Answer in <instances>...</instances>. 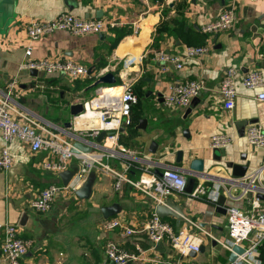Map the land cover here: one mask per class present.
<instances>
[{
  "label": "crops",
  "instance_id": "0c3cea01",
  "mask_svg": "<svg viewBox=\"0 0 264 264\" xmlns=\"http://www.w3.org/2000/svg\"><path fill=\"white\" fill-rule=\"evenodd\" d=\"M229 6L235 13L229 30L203 31V25ZM62 12L100 19L105 27L99 33L82 35L58 30L29 41L25 26L30 18L50 20ZM0 30V90L16 78L11 96L15 107L34 114L55 130L67 128L64 123L71 119L73 103L96 95L101 85H92L105 68L114 74L115 85L132 83L138 97L131 108V125L119 132V143L134 150L138 158L152 160L160 170L166 165L179 167L186 174L187 185L193 179L192 190L200 174L213 177L206 183L209 188L234 179L228 163L246 166L245 173L264 163V146L254 148L244 134L240 135L243 122H248L244 131L249 123L261 125L264 131V100H258L255 90L237 80L234 108L226 112L217 93L229 68L239 74L252 69L264 74V0H0ZM188 45L207 49L200 57L183 60L180 68L154 58L160 51L182 58ZM29 47V58L71 60L91 72L71 79L61 73L19 71V65L28 59L25 50ZM192 79H202L205 89L188 107L170 108L160 101L173 84ZM141 118L146 119L145 128H138ZM215 134L227 135L230 144L214 150L209 141ZM152 142L156 143L155 152L149 151ZM4 145L12 163L9 169L0 170V223L17 225L20 236L31 241L22 264H108L103 252L108 240L135 256L128 264H231L230 251L209 238L203 241L202 252L182 258L166 242L153 245L141 231L126 235L119 228L103 230V206L116 205L118 212L110 217L138 230L155 205L150 197L126 183L115 190L110 176L94 171L89 198L60 191L49 212L30 209L27 203L40 189L62 180L40 167L45 152H31L27 143L18 139L5 143L0 133V148ZM178 151L182 152L181 162H176ZM195 158L203 161V171L197 174L189 169ZM110 163L118 165L114 160ZM76 167L77 161L72 160L68 170L73 174ZM132 169L135 172H128V176L138 178L139 169ZM186 187L172 197L182 206L183 221L172 215L164 220L175 228L198 230L190 220L225 239L226 214L215 210L217 203L190 198ZM259 187L264 195V171ZM254 198L251 192L236 205L249 209ZM259 204L264 211V199H259ZM255 260L264 264V245L256 251Z\"/></svg>",
  "mask_w": 264,
  "mask_h": 264
},
{
  "label": "built area",
  "instance_id": "2783aa9c",
  "mask_svg": "<svg viewBox=\"0 0 264 264\" xmlns=\"http://www.w3.org/2000/svg\"><path fill=\"white\" fill-rule=\"evenodd\" d=\"M250 2L258 0H247ZM235 18L232 6L224 8L219 16L203 25V31L213 33L229 30ZM105 23L97 18H81L69 12H62L50 20L30 18L25 29L29 41H35L41 36L54 31L63 30L73 35L99 33ZM205 46L188 45L184 49L183 57L168 55L160 51L155 53L157 61L169 62L177 68L182 66L185 59L197 58L206 51ZM28 57L19 65V71L37 70L45 74L61 73L71 79L87 75L88 68L71 60H54L49 58L32 59L31 48L25 50ZM107 70L101 69L98 76ZM251 90L256 91V98L264 100V74L257 69L245 73H237L233 68L225 71L219 82L217 93L222 108L229 112L233 110L236 97V82ZM16 78L7 82L6 87L0 90V133L5 143L18 139L27 143L31 152H45L40 167L47 172L59 175L69 169L72 160L77 161L75 172L66 185L50 184L40 189L36 196L27 203L28 207L38 213L45 214L52 208V203L60 191H75L84 182L89 172L108 175L113 179V188L118 190L121 184L126 183L135 190L151 198L154 205L164 204L168 198L176 197L185 191L187 186L186 174L176 166L166 165L160 168L152 160H142L136 156L134 150L125 149L119 143V132L122 127L131 125V108L137 103L132 83L119 85H101L97 88L96 95L83 101V111L69 120L70 126L55 130L49 124L42 122L32 113L21 111L15 107L12 99ZM205 89L202 79L185 80L173 84L162 96V102L170 108L188 107L192 100L198 97ZM18 115V118L14 116ZM100 131H105L101 142H96ZM244 137L254 148L264 146V131L261 125L249 123L244 131ZM80 142L90 147L89 152L76 149L72 151L73 143ZM231 142L225 134L212 135L209 146L213 149L226 148ZM117 161L118 165L110 161ZM12 163L11 154L6 145L0 148V170H7ZM132 168L140 171L138 178H131L128 172ZM156 171L158 170L160 174ZM264 163L246 172L241 177L219 182V186L209 188L206 183L214 180L208 175H198V183L188 194L190 198H205L217 203L219 195H224L226 203V218L228 234L225 239H218L210 231H206L190 220V225L198 230L185 227L175 228L171 223L158 216L154 211L147 217L142 227L138 230L127 227L117 217L101 220L103 230L119 228L126 235L141 231L147 239L154 244L168 243L182 257H188L190 252H199L203 241L209 238L224 249L232 251L234 245L243 248V252L231 264H257L256 251L264 244V211L260 209L257 193L262 190L261 176ZM254 192L255 198L251 201L249 209H242L236 205L249 193ZM0 264H22L23 258L31 246V241L20 236L17 225L0 223ZM104 255L108 264H128L135 256L123 250L115 241L108 240L103 246Z\"/></svg>",
  "mask_w": 264,
  "mask_h": 264
},
{
  "label": "water",
  "instance_id": "95a60500",
  "mask_svg": "<svg viewBox=\"0 0 264 264\" xmlns=\"http://www.w3.org/2000/svg\"><path fill=\"white\" fill-rule=\"evenodd\" d=\"M4 26V29H6V25H2V27ZM1 33V30H0ZM35 71V70H34ZM91 72V69H89L88 73ZM104 84H108V85H115L116 84V79L114 74L107 72L101 76H99L96 81H94L92 86H98V85H104ZM162 99H160L161 101ZM193 105V104H192ZM190 108L187 109V112H189ZM83 111V104L82 102H76L73 103L70 108H69V113L70 116H75L79 113H81ZM248 122H243L242 126L240 128V135L244 134V128L246 126ZM71 124L70 121H67L64 123L65 127H69ZM146 119L141 118L139 119V123H138V128H145L146 127ZM121 131V129H120ZM105 136V131H100L99 135L96 137V142H101L103 137ZM76 149H80L81 151L84 152H89L91 149L88 146L83 145L80 142H74L73 143V148L72 151L76 152ZM156 150V143L152 142L149 151L150 152H155ZM217 150V149H214ZM181 156H182V152L178 151L177 153V158H176V162H181ZM228 166H230L232 168V176L233 178L236 177H241L245 174L246 171V166L244 165H235L232 163H228ZM189 169L192 170L193 172H195L197 174V172H202L203 171V161L201 159H192L190 161L189 164ZM158 174H160V172L157 170L156 171ZM72 175V172L70 170H64L62 172L59 173V176L62 180V184L66 185L67 182L69 181L70 177ZM95 180V173L93 171L89 172L88 175L86 176L84 182L81 184V186L75 191V194L81 198V199H86L89 198L91 191H92V186H93V182ZM192 185H193V179H190L189 184L186 187V191L188 193H190L192 191ZM257 197L259 199H264V195L262 193H257ZM226 198L224 195H219L218 200H217V206L215 208V210L221 214H225L226 210L223 206L224 202H225ZM118 210H116V205H111V206H103L101 207V213L102 216L104 218H108L110 216H112L113 214L117 213ZM154 212L164 218L166 216L172 215L174 216L177 220L183 221L184 219V212L182 209V206L179 205L175 199L173 198H168L164 204H157L154 207ZM202 226H205V223H201ZM19 225H22V222L20 221ZM215 244V242H213ZM204 250V246L201 245L199 252H202ZM243 252V248L239 245H234L232 247V251L229 254V261L233 262L235 260V258L237 257V255L241 254ZM197 255V252H190L189 256H193L195 257Z\"/></svg>",
  "mask_w": 264,
  "mask_h": 264
},
{
  "label": "trees",
  "instance_id": "16d2710c",
  "mask_svg": "<svg viewBox=\"0 0 264 264\" xmlns=\"http://www.w3.org/2000/svg\"><path fill=\"white\" fill-rule=\"evenodd\" d=\"M132 172H135V170L134 169H130L129 170V173L131 174ZM131 178H134V177H131ZM135 179V178H134ZM165 219V218H164ZM264 245V244H263ZM262 247V246H261Z\"/></svg>",
  "mask_w": 264,
  "mask_h": 264
}]
</instances>
